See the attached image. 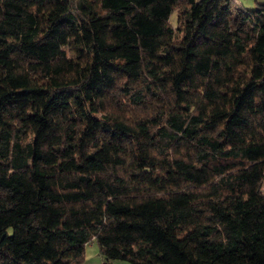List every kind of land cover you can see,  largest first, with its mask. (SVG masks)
I'll use <instances>...</instances> for the list:
<instances>
[{"label":"trees","instance_id":"16d2710c","mask_svg":"<svg viewBox=\"0 0 264 264\" xmlns=\"http://www.w3.org/2000/svg\"><path fill=\"white\" fill-rule=\"evenodd\" d=\"M246 7L0 0V264L90 243L109 264H264V3Z\"/></svg>","mask_w":264,"mask_h":264},{"label":"rangeland","instance_id":"374dc122","mask_svg":"<svg viewBox=\"0 0 264 264\" xmlns=\"http://www.w3.org/2000/svg\"><path fill=\"white\" fill-rule=\"evenodd\" d=\"M238 3H240L241 5L242 2L245 3L244 5H246L245 7L246 8H249V9H252L254 6H251V5H248L244 0H236ZM170 23L175 26L176 25V14L175 12H173L171 15H170ZM101 256L99 254V251H98V247L96 245V243H90L88 244L86 247H85V253H84V260L81 264H100L101 262ZM113 264H130L128 262H120V261H117V262H113Z\"/></svg>","mask_w":264,"mask_h":264},{"label":"crops","instance_id":"0c3cea01","mask_svg":"<svg viewBox=\"0 0 264 264\" xmlns=\"http://www.w3.org/2000/svg\"><path fill=\"white\" fill-rule=\"evenodd\" d=\"M245 1V0H244ZM247 1V2H246ZM245 2L248 4V5H251V6H254L256 2H259V3H264V0H246ZM237 4H240L236 1ZM242 4L244 5L245 3L242 2ZM246 6V5H245ZM262 191L264 193V179L262 181ZM100 262H103L102 259Z\"/></svg>","mask_w":264,"mask_h":264},{"label":"built area","instance_id":"2783aa9c","mask_svg":"<svg viewBox=\"0 0 264 264\" xmlns=\"http://www.w3.org/2000/svg\"><path fill=\"white\" fill-rule=\"evenodd\" d=\"M101 264H109V263L103 262V263H101Z\"/></svg>","mask_w":264,"mask_h":264}]
</instances>
